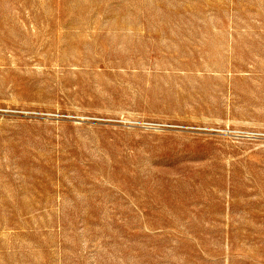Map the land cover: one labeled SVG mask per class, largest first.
<instances>
[{"label":"rangeland","instance_id":"1","mask_svg":"<svg viewBox=\"0 0 264 264\" xmlns=\"http://www.w3.org/2000/svg\"><path fill=\"white\" fill-rule=\"evenodd\" d=\"M0 264H264V0H0Z\"/></svg>","mask_w":264,"mask_h":264}]
</instances>
